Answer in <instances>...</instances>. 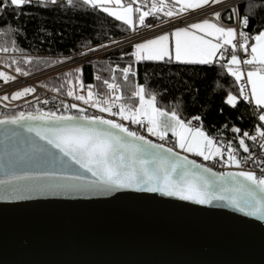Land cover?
<instances>
[{
  "label": "snow or ice",
  "instance_id": "6c2138e0",
  "mask_svg": "<svg viewBox=\"0 0 264 264\" xmlns=\"http://www.w3.org/2000/svg\"><path fill=\"white\" fill-rule=\"evenodd\" d=\"M222 3L224 0H0V15L16 9L15 18L27 15L20 12L25 6L65 12L90 8L121 22L116 27L122 25L132 33L138 28L156 32L169 26L151 38L130 42V52L121 48L119 59L129 57L126 65H109V79L95 75L106 87L103 92L94 84H85L84 67L77 60L91 64V54L121 45V41L93 46L84 38L78 49L57 56L26 54L15 40L0 46V53L6 55L5 67L14 68L15 73L0 70L5 84L16 81L17 74L30 76L34 62L45 67L77 64L62 73L58 85L50 89L47 82H40L0 97L9 103L23 99L31 104L27 97L35 101L33 110L0 118L4 142L0 201L109 196L133 190L202 206L222 204L264 221V155L253 152L248 143L258 142V148L264 150V27L250 34L249 15L241 17L237 5L227 9L225 17L226 9L215 8ZM201 10H210V15L189 23L187 17ZM233 16L234 26L224 23ZM149 17L159 23L149 22ZM19 31L20 27H8L3 35ZM43 31L42 25L38 27V33ZM141 62L218 65L234 78L237 89L229 90L223 103L232 109L241 103L251 106L257 121L253 131L233 125V137L226 140L221 132L229 128L228 123L214 136L205 131L201 115L182 118L180 100L171 107L161 104L159 97L167 94L166 89L156 91L148 82L132 83L138 77L134 65ZM120 78L123 85L117 82ZM122 86L130 87V96L123 94ZM38 87L56 95L41 100ZM64 96L74 102L60 98L52 106ZM215 165L227 170L214 171Z\"/></svg>",
  "mask_w": 264,
  "mask_h": 264
},
{
  "label": "water",
  "instance_id": "95a60500",
  "mask_svg": "<svg viewBox=\"0 0 264 264\" xmlns=\"http://www.w3.org/2000/svg\"><path fill=\"white\" fill-rule=\"evenodd\" d=\"M0 264H264V221L133 190L0 201Z\"/></svg>",
  "mask_w": 264,
  "mask_h": 264
},
{
  "label": "trees",
  "instance_id": "16d2710c",
  "mask_svg": "<svg viewBox=\"0 0 264 264\" xmlns=\"http://www.w3.org/2000/svg\"><path fill=\"white\" fill-rule=\"evenodd\" d=\"M124 2L127 3L128 0H124ZM238 6L241 17L245 14L249 15L250 25L247 30L250 34L255 35L264 27V0H246L239 3ZM16 11V9H11L8 13L0 15V46L6 45L10 40H15L24 53L32 56L68 55L71 51L78 49V42L84 38L96 46L98 43H107L110 40H118L132 34L130 30L125 31L122 25L120 28L116 27L121 22L114 21L113 18L90 8L65 12L58 9L45 11L42 8L25 6L20 9V12L27 13V15H19L18 18L14 16ZM228 14L227 10L224 11L225 17ZM234 20L233 16L232 21L224 19V22L231 24ZM41 25L44 31L38 33L37 29ZM8 27L13 30L20 27V31L17 35L9 33L8 36H4L3 33L7 31ZM48 33H53V35L48 36ZM121 48L124 52L131 51L130 45H127L111 50L100 60L91 61V64L88 62L82 64L84 67L83 79L86 85L94 84L101 92L106 90L102 80L109 79L111 76L109 65L115 67L116 64H120L123 67L129 60V57H124L123 60L119 59L122 54ZM16 55L19 57L20 53L18 52ZM5 59L6 55L0 57V64L3 66H5ZM25 67L28 68L27 65ZM52 67L37 65L34 62L30 68V76ZM134 67L138 69V77L133 79L132 83L148 82L149 87L156 91L166 89L167 94L159 97L161 104L171 107L177 100H180L182 118L190 119L194 115H201L204 129L209 134L218 133L222 125L228 123L229 128L221 132L228 140L233 137L230 130L233 125L239 126L242 130H250L256 124L251 106L241 103L237 109H232L223 103L228 91L236 92L237 89L234 78L218 65L208 67L141 62ZM10 70L14 71V68ZM68 70L50 73L40 79L38 83L47 82L50 89L52 86L58 85L60 82L58 77ZM96 74L101 75V81L95 80ZM117 75L119 74L117 73ZM117 82L123 85L122 78ZM121 91L125 96L131 95L129 86H122ZM221 108H223V112H220ZM30 110L33 108L26 111ZM18 111L22 110H2L0 108V118L11 116Z\"/></svg>",
  "mask_w": 264,
  "mask_h": 264
},
{
  "label": "built area",
  "instance_id": "2783aa9c",
  "mask_svg": "<svg viewBox=\"0 0 264 264\" xmlns=\"http://www.w3.org/2000/svg\"><path fill=\"white\" fill-rule=\"evenodd\" d=\"M246 0H224V3L220 4V5H217L215 6L216 8H218V10L220 9H229V8H234L235 6H237L239 3L241 2H244ZM225 10V11H226ZM202 11H205V10H202ZM198 13V12H197ZM199 16L196 17V14L195 12H193L190 16L187 17V20L189 23H191L194 19L198 18ZM234 22L232 23L233 26L235 25L236 23V17L234 16ZM148 21L149 22H155V23H159L158 20H156L154 17H149L148 18ZM169 30V26L167 25H164L161 29L157 30L156 32L152 31V30H149V29H143V28H140L137 30L136 33H132L130 34L129 36L125 37V38H121V39H118V41H121L123 43H125V45H130V42H137L139 41V39L141 37H144V38H151L152 35L154 34H159L160 31H167ZM114 48H109V49H106V50H103L101 52V54L103 53H108L110 52L111 50H113ZM11 54V53H10ZM99 53H94V54H91V60H93L96 55H98ZM5 54L4 53H0V57L1 56H4ZM18 55V54H17ZM243 58V57H242ZM87 61V60H85ZM85 61H80L79 59L77 60V63H83ZM59 65V64H58ZM55 66L53 68H50V69H47L45 71H42L36 75H33V76H29V77H23V76H19L17 74V80L14 81V82H9L8 84H5L3 81H0V97H2L5 93L4 92H7L9 95L12 91H15L19 88H22L24 87L25 85H38V81L40 79H42L44 76L50 74V73H53L55 71H58V69L60 68H67L69 66H72L74 65L73 63L71 62H66L65 64L63 65H59V66ZM0 70H3V71H6V72H9L10 74H15L14 71L8 69L7 67L3 66L2 64H0ZM19 84V85H18ZM11 90V92L9 93L8 91ZM37 94L39 95L40 99L43 100V99H51V97L53 95H56L55 93H53L52 91H50L49 89H45V88H37ZM60 98H63L66 102L68 103H71V102H74L72 101V98H69V97H58V99L56 101L53 102V107L58 105L59 103V99ZM26 99L32 101L31 104H25L24 103V100H18V101H13L11 103H9L8 101H3V100H0V108L2 110H12V109H20V110H24L26 111L27 109L29 108H33L32 106L35 104V101L32 99V97H27ZM5 104H8L9 106L8 107H5ZM18 106V107H17ZM46 108L48 106H45ZM74 111V110H73ZM89 111L91 112L92 110L89 109ZM254 111V109H253ZM257 123V121H256ZM250 132L253 131V129H250L248 130ZM210 135H217V133L215 134H210ZM151 138V137H150ZM227 140V139H226ZM249 143V146L250 148L252 149L253 152H257L258 154L260 155H264V150H260L258 148V142L257 143H253L251 141H248ZM242 155H244L242 152H241ZM192 158H195L197 159L198 161H200L202 158H198V157H192ZM207 163V162H206ZM222 170H227V169H221L219 165H215L214 166V171H222Z\"/></svg>",
  "mask_w": 264,
  "mask_h": 264
},
{
  "label": "rangeland",
  "instance_id": "374dc122",
  "mask_svg": "<svg viewBox=\"0 0 264 264\" xmlns=\"http://www.w3.org/2000/svg\"><path fill=\"white\" fill-rule=\"evenodd\" d=\"M216 8V7H215ZM217 10H218V8H216ZM206 11V10H205ZM198 12V13H197ZM200 13H201V11H196L195 12V14H196V17L197 16H200ZM202 13H206V12H204V11H202ZM196 19H194L193 21H195ZM232 24V23H231ZM118 41V40H117ZM107 43H109V42H107ZM106 43V44H107ZM124 46H127V45H125V43H121V45H112L110 48H114V49H116V48H120V47H124ZM105 54H107V53H103V54H101V53H99L98 55H96V57L93 59V60H91V61H97V60H100L101 58H103L104 57V55ZM85 62H88V61H85ZM85 62H83V63H85ZM83 63H77V64H83ZM77 64H74V65H72V66H69V67H67V68H59L58 69V71H55V72H61V71H64V70H67V69H70L71 67H75V66H77ZM55 66H57V65H55ZM54 66V67H55ZM59 66V65H58ZM53 68V67H52ZM54 73V72H53ZM19 85V84H18ZM25 86H27V85H25ZM9 93L11 92V90H9L8 91ZM5 94H8L7 92H4ZM4 94V95H5Z\"/></svg>",
  "mask_w": 264,
  "mask_h": 264
},
{
  "label": "crops",
  "instance_id": "0c3cea01",
  "mask_svg": "<svg viewBox=\"0 0 264 264\" xmlns=\"http://www.w3.org/2000/svg\"><path fill=\"white\" fill-rule=\"evenodd\" d=\"M216 10H217V9H216ZM204 12H206V13H202V10H201L200 16H199L198 18H196L195 21H192V22H196L197 20L202 19V18H204V17L210 15V10H206V11H204ZM224 23H225V22H224ZM225 24H228V25H230V26H233V24H229V23H225ZM151 138L156 139L155 137H151Z\"/></svg>",
  "mask_w": 264,
  "mask_h": 264
}]
</instances>
